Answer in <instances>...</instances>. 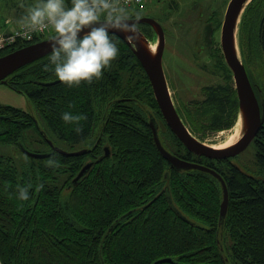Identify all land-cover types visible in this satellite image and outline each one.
Here are the masks:
<instances>
[{
  "label": "trees",
  "instance_id": "1",
  "mask_svg": "<svg viewBox=\"0 0 264 264\" xmlns=\"http://www.w3.org/2000/svg\"><path fill=\"white\" fill-rule=\"evenodd\" d=\"M139 26L154 41L152 28L146 23ZM116 38L120 40L118 59L101 80L92 84L73 88L62 85L52 71L44 69L50 54L18 69L5 84L33 102L52 135L77 143L90 134L98 95L102 101L120 95L139 96L146 105L151 100L144 69L129 46ZM36 41L16 43L1 50L0 55ZM238 41L244 58L248 46V53L258 51L257 63L264 68V0H251L245 7ZM214 102L222 114L234 104L231 96L215 98ZM134 104L133 99L111 102L105 129L111 157L93 161L76 185L71 179L84 165L86 155L92 151L97 154L98 148L72 156L51 152L56 154L59 167L49 168V156L33 159L21 151L20 144L31 142L34 136L37 144L44 143L35 117L21 108L0 105V145L13 146L27 160L20 164L15 157L5 161L0 156V264H225L224 260L228 264H264V124L253 146V165L259 175H249L233 164L223 167L226 172L218 170L228 176L224 179L229 202L222 226L218 221L222 198L218 183L199 175L177 176L170 170L173 202L208 226L205 228L180 219L163 196H157L143 210L126 214L143 203L142 198L147 201L152 197L167 168L150 131L133 123L137 111ZM121 108L124 116L116 112ZM65 111L87 117L80 134L60 119ZM37 144L36 151L48 149L46 143ZM29 183H43L44 190L21 203L16 198V186ZM225 236L227 242L223 243ZM165 257L172 261L157 262Z\"/></svg>",
  "mask_w": 264,
  "mask_h": 264
},
{
  "label": "flooded vegetation",
  "instance_id": "2",
  "mask_svg": "<svg viewBox=\"0 0 264 264\" xmlns=\"http://www.w3.org/2000/svg\"><path fill=\"white\" fill-rule=\"evenodd\" d=\"M216 15H217L216 12H212L211 17L203 21V25L200 32L195 33V37H196L195 43L197 42L196 44H192L190 48L182 51H178L177 49H175L176 50L175 52L179 56L181 55L180 60L177 62L175 61L174 66H172V68L166 72V75H164L166 80V85L169 91V95L171 97L173 106L175 107L179 119L182 121L184 126L193 136H195L197 139L203 142H206L207 140H213L218 136H220V134H222L223 132L231 130L232 126L235 123L234 121H236L235 116L237 114V109L235 107L236 105H238L234 74L225 58V53L222 46V24L224 20V14L220 20L215 19ZM152 30L154 31L153 28ZM163 31H164V39H165V32H166L165 28H163ZM180 35L182 34H178L175 32L174 36L170 33L168 34V37L170 36L169 40L172 39L174 40L173 37H175V41H177L178 39L185 37V35H182V37ZM194 46L197 47L194 48ZM245 50L247 55V57L245 56L246 59L242 55L240 48H239V54L246 68V72L248 74L249 80L252 83H254L253 81L255 76L253 73L252 65H256V63L258 62L257 57L259 53H257L258 51L256 50L253 53H248L249 50L248 46H245ZM260 82L257 83L260 89L254 86V90L258 98V101L264 104V87H262V84H260ZM121 83H123L122 79H121ZM148 94H149V98L151 99L148 102V105H146L147 102L141 101L139 96L132 97L127 95H120L115 97L114 99H109L108 97L106 100L102 101L101 95H98L96 104L94 105L95 114L93 116L89 136H87L86 138H84L83 140L77 143L72 144L64 139H60L59 137L52 135V133L49 132L47 129L41 128V132L44 134L43 142L46 143L48 149H39L43 151H36L35 149H31L29 146L32 145V143L37 144L38 138L34 136V138L31 139L32 143L29 140H26L27 145L26 143L20 144L21 151L27 156L36 159V158L47 157L50 155L51 152H58L60 154H63L58 149L70 152V150L64 149L65 147H69V146H73L81 150L84 149L82 154L91 151V149L93 148L95 149L98 148L96 150L98 151L97 154H95V152L92 151L90 154L86 155L87 157L84 160V165L88 162L93 163V161H98L99 159L102 158V156L111 157V146H110L108 134L105 131L107 125L106 122L109 118L108 107L110 106L111 102L115 99H122L123 101H131V99H133V102L136 104L135 108L137 110L135 113L136 118L134 117L133 123H135V126L138 128L142 127L150 131L152 143L154 144L155 147H156V142L153 134L154 129L157 132L158 138L162 146L177 158L195 163H199L197 161L206 162L199 164L212 168L217 173H219L218 170L220 171L224 166L229 168L233 164L242 171H244L245 173H248L249 175H253V176L259 175L253 163L252 165L248 164L249 166H247L244 165L242 163V160L240 159L241 153H243V151H245V149L248 146L239 154L229 158H209L206 156L194 154L191 151H189L186 148V146L181 142V140L178 138V136L175 134V132L172 130V128L166 121L165 117L163 116L159 108V105L157 103L154 89L150 81H149ZM226 96L228 97L231 96L233 98L234 104H233V108H231L227 113L222 114L220 113L219 107L217 106L218 104L214 102V99L215 98L218 99L219 97L225 99ZM124 111H125L124 108H121L119 111L116 112L120 116H124ZM36 112L39 116V119L41 120L40 114L38 113L37 110ZM37 125L39 126V122H37ZM137 133H141V131H138ZM255 136L252 139L251 143L249 144L252 145V148L255 144L254 142ZM44 143L37 145L42 146L45 145ZM3 146L5 147L2 148ZM10 147L11 145H2V146L0 145V156L5 161H7L8 159H12V157H15L12 156ZM173 149H177V150L174 151ZM3 150L5 152H2ZM26 152L41 154L42 156H30ZM64 155H68V154H64ZM160 157L165 161L167 168L164 169L162 178L159 184L154 189L155 193L153 192L152 197L149 198L147 201H145V198H142L141 201L144 202L128 210L126 212L127 215L133 213L134 211L145 209L152 203V201H154L157 198V196L166 197L167 201H169L168 197L169 196L171 197V195L167 192V190H169V185H170L169 183H170L172 171H175L174 173L177 174V176H181V177L189 176V175L191 176L199 175L201 177L213 179L214 182L218 183L219 188H221L219 181L213 175L203 171H200L201 173H196V174L189 172L188 174L187 170H176L170 164V162L166 158H164L161 154ZM186 158H189V160ZM223 172H226L225 168H223ZM164 173H167V177H164ZM83 175L84 174H82L79 177V179L75 182L73 181V179L75 178L74 176L71 179L72 182L71 184L76 185L79 182V180H81ZM221 176L224 179L225 175L224 176L221 175ZM227 177L225 176V178ZM224 181L226 182L225 179ZM171 199L173 201V198ZM173 204L175 205V207H172L170 205L169 206L171 207V209L175 211V213L177 214L178 217H180V219L186 221L189 224H194L196 226L205 227V228L208 227L204 223L198 221V219L188 215L185 211H183L180 207H178L175 204V202H173ZM222 249H225V245L224 247L222 246ZM223 253L225 254L224 251ZM224 262L225 264H228L226 263L227 261L224 260ZM161 263H170V262H161Z\"/></svg>",
  "mask_w": 264,
  "mask_h": 264
},
{
  "label": "clouds",
  "instance_id": "3",
  "mask_svg": "<svg viewBox=\"0 0 264 264\" xmlns=\"http://www.w3.org/2000/svg\"><path fill=\"white\" fill-rule=\"evenodd\" d=\"M20 7L25 11L16 35L27 39L37 33L49 35L50 55L44 69L68 88L99 81L113 67L120 53L117 33L130 46L144 39L140 14L131 13L123 0H35ZM60 119L80 134L87 117L65 111ZM46 166L59 167L55 153L49 155ZM44 187L43 183L17 185L16 198L27 202Z\"/></svg>",
  "mask_w": 264,
  "mask_h": 264
},
{
  "label": "water",
  "instance_id": "4",
  "mask_svg": "<svg viewBox=\"0 0 264 264\" xmlns=\"http://www.w3.org/2000/svg\"><path fill=\"white\" fill-rule=\"evenodd\" d=\"M251 0H230L227 4L224 20L222 24V46L225 53V58L231 67L235 88L237 93L238 109L237 117L231 131L234 129L237 122L239 123V134L236 136L234 142L226 147L218 148L220 146L216 143H206L195 136H193L179 119L175 107L173 106L169 91L166 85L165 74L162 67V55L166 48L164 31L162 26L153 18L147 16H140V23L149 24L156 35L154 41H150L142 32L144 39L139 40L135 45L130 46L132 53L144 69L148 80L153 86L159 108L165 117L166 121L186 146V148L194 154L206 156L209 158H229L242 152L252 141L258 129L264 122V104L258 101L254 86L258 89L260 82L264 87V69L254 73V83L249 80L246 68L241 60L239 54L238 30L239 22L242 13ZM83 34V33H82ZM118 37L123 40V35L117 33ZM124 41V40H123ZM155 44V50L150 49V44ZM50 54L49 37L30 43L28 45L16 48L8 53L0 55V82L6 83L7 77L13 74L18 69ZM156 147L160 154L166 158L176 170H198L207 172L213 175L220 183L221 201L219 205V225H223L224 218L227 213L229 195L226 183L222 176L214 169L204 166L199 163L186 161L177 158L166 150L157 135L156 130H153ZM225 142V141H224ZM63 154L78 155L83 153L84 149L74 151L60 150ZM30 156H42L26 152ZM92 163H86L77 173L73 181H77L79 177L88 171ZM167 177V173H164ZM169 193V190H167ZM170 194V193H169ZM169 196V195H168ZM169 203L173 204L171 197H168ZM175 207V205L173 204ZM171 258H162L157 262H171Z\"/></svg>",
  "mask_w": 264,
  "mask_h": 264
},
{
  "label": "rangeland",
  "instance_id": "5",
  "mask_svg": "<svg viewBox=\"0 0 264 264\" xmlns=\"http://www.w3.org/2000/svg\"><path fill=\"white\" fill-rule=\"evenodd\" d=\"M229 1L230 0H177L178 5H176V7H169L167 5L168 2L164 1L154 4H151V2L139 9L131 7L128 8L133 14L139 13L140 16H147L155 19L163 28H165L166 48L162 55V67L163 73L166 75V72L170 70L172 66H174V62L180 60L181 55L179 56L175 52V49L182 51L190 48L192 44H196L197 42L195 43V33L200 32L203 21L207 18H210L212 12H216L217 15L215 16V19L220 20L225 13ZM21 3H24L25 5H31L35 3V0H0V26L4 32L10 31L11 26L18 25L17 22L25 11V9L20 7ZM175 32L185 35V37L178 39L177 41H175V37H173L174 40H169L170 36L168 37V34L171 33L174 36ZM182 35L180 36L182 37ZM47 37H49L48 34ZM196 47L194 46V48ZM257 64L252 65L253 71L255 73L264 69L262 66ZM0 104L15 106L30 112L32 115H34L36 121L39 122V127L46 129L42 120L39 119L33 102L22 93L12 90L9 86L1 82ZM229 133V131L223 132L217 138L213 140H207L206 142L222 145L224 144V141L227 140L226 138L228 137ZM4 147L5 146L2 148ZM29 147L31 149H36V144L32 143V145ZM10 148L12 156H15V159L20 164L27 162L26 158L18 154L19 152L13 146ZM67 148L68 147H65L64 149L67 150ZM2 152L5 151L3 150ZM253 152L254 149L252 148V145H248L245 151L241 153V157H239L244 165H252ZM66 197L67 192H64L63 198L65 199ZM224 242H227V236L223 237V243ZM225 245H227V243H225Z\"/></svg>",
  "mask_w": 264,
  "mask_h": 264
},
{
  "label": "built area",
  "instance_id": "6",
  "mask_svg": "<svg viewBox=\"0 0 264 264\" xmlns=\"http://www.w3.org/2000/svg\"><path fill=\"white\" fill-rule=\"evenodd\" d=\"M152 1L154 0H123V2L127 5V7H133V8H141L147 3H150ZM18 31H19L18 25L11 26L10 31L8 32H4L0 26V51L19 42H29L35 39H37L38 41L47 37V33L45 34L37 33L34 34L31 39H27L21 36H17L16 33Z\"/></svg>",
  "mask_w": 264,
  "mask_h": 264
},
{
  "label": "bare ground",
  "instance_id": "7",
  "mask_svg": "<svg viewBox=\"0 0 264 264\" xmlns=\"http://www.w3.org/2000/svg\"><path fill=\"white\" fill-rule=\"evenodd\" d=\"M149 47L152 51L155 50V44L154 43L150 44ZM239 128H240V126H239V123L237 122V124L235 125L232 132H231V130H228L230 133H229L228 137L226 138L227 140L224 142V144H222L220 146H216V147L221 148V147H226V146L232 144L234 142L236 136H238V134H239Z\"/></svg>",
  "mask_w": 264,
  "mask_h": 264
},
{
  "label": "crops",
  "instance_id": "8",
  "mask_svg": "<svg viewBox=\"0 0 264 264\" xmlns=\"http://www.w3.org/2000/svg\"><path fill=\"white\" fill-rule=\"evenodd\" d=\"M164 1H167L168 2V6L169 7H176V5H178L177 4V0H154V1H152V3L151 4H154V3H161V2H164Z\"/></svg>",
  "mask_w": 264,
  "mask_h": 264
}]
</instances>
